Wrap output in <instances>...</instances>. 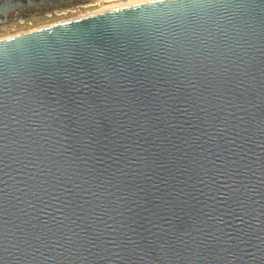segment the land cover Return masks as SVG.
Here are the masks:
<instances>
[{
  "label": "water",
  "instance_id": "water-1",
  "mask_svg": "<svg viewBox=\"0 0 264 264\" xmlns=\"http://www.w3.org/2000/svg\"><path fill=\"white\" fill-rule=\"evenodd\" d=\"M0 264H264V0L0 40Z\"/></svg>",
  "mask_w": 264,
  "mask_h": 264
},
{
  "label": "flooded vegetation",
  "instance_id": "flooded-vegetation-1",
  "mask_svg": "<svg viewBox=\"0 0 264 264\" xmlns=\"http://www.w3.org/2000/svg\"><path fill=\"white\" fill-rule=\"evenodd\" d=\"M78 0H0V32L32 26L57 12L76 8ZM105 4V3H104ZM35 25V24H34Z\"/></svg>",
  "mask_w": 264,
  "mask_h": 264
},
{
  "label": "bare ground",
  "instance_id": "bare-ground-1",
  "mask_svg": "<svg viewBox=\"0 0 264 264\" xmlns=\"http://www.w3.org/2000/svg\"><path fill=\"white\" fill-rule=\"evenodd\" d=\"M142 0H119V1H114L111 3H107V4H103L102 6L96 7V8H92V9H88V10H83L82 12L76 13L74 15H70L64 18H56L53 20H48V21H41V22H37V23H33L32 26H27V27H21V28H15V29H8L6 31L0 32V40L3 39H7L13 36H17V35H21V34H25V33H29V32H33V31H37L40 29H44V28H48V27H52V26H56V25H60L63 23H68L71 21H75L78 19H82L84 17H88V16H92V15H96L99 13H103V12H108L111 11L113 9H118L136 2H139ZM35 24V25H34Z\"/></svg>",
  "mask_w": 264,
  "mask_h": 264
},
{
  "label": "rangeland",
  "instance_id": "rangeland-1",
  "mask_svg": "<svg viewBox=\"0 0 264 264\" xmlns=\"http://www.w3.org/2000/svg\"><path fill=\"white\" fill-rule=\"evenodd\" d=\"M114 1H119V0H78L76 8H71L63 12H57V17L52 16L51 18L47 20H43V21L53 20L59 17L64 18L70 15H74L76 13L82 12L83 10L96 8V7L102 6L104 3L107 4V3L114 2Z\"/></svg>",
  "mask_w": 264,
  "mask_h": 264
}]
</instances>
